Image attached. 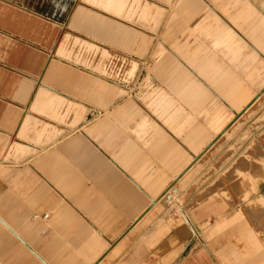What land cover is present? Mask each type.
<instances>
[{"label":"crops","instance_id":"obj_1","mask_svg":"<svg viewBox=\"0 0 264 264\" xmlns=\"http://www.w3.org/2000/svg\"><path fill=\"white\" fill-rule=\"evenodd\" d=\"M180 17L200 59L172 87L159 64L161 112L139 113V63ZM261 69L264 0H0V264H224L234 242L206 235L233 227L202 219L230 210L184 191L260 131L245 116L259 96L239 111L223 98L259 88ZM250 184L240 201L264 186Z\"/></svg>","mask_w":264,"mask_h":264},{"label":"rangeland","instance_id":"obj_2","mask_svg":"<svg viewBox=\"0 0 264 264\" xmlns=\"http://www.w3.org/2000/svg\"><path fill=\"white\" fill-rule=\"evenodd\" d=\"M208 2L210 3V0H208ZM221 14L225 16V10H222ZM189 20L190 18H175V21L178 24H175L173 30H171L169 40H165L164 45H162L161 42L155 43L154 57L153 59H148L147 64L144 62L143 68H141L142 66H140L139 63V73L137 75L138 89L136 90L139 103V113L161 112L160 110L158 111V109L163 107L161 105V98H154V96L151 95L153 89L162 86V76L160 77V75H157V73L154 72L159 64L162 63L163 65L164 63L166 69L170 68V79L166 82H169L172 87V84L178 82L180 76L182 78L181 80H184V62L190 66L191 61L200 59H194L187 55H192L195 47L200 50L201 42L178 40L180 35L190 34V31L188 30L191 26ZM183 21H185L187 25L182 26L179 24ZM210 30L211 27L205 25L201 30L198 29L196 33L199 35H208L211 32ZM202 44H206L207 49H210V41L207 40ZM179 53L181 55L180 59L177 57ZM178 69L181 71L180 74ZM147 70L148 72L146 73ZM166 75L168 74L166 73ZM250 77L252 78L251 75ZM259 77L260 79H263L258 84L259 88L249 90L244 88V84L246 83L237 84L239 89H236V93L241 96L233 99L229 97L223 99L231 104L236 111H239L248 101L259 96L257 102L246 111L245 116H249L250 119L247 126L252 125L254 120L259 119V123L263 124L260 126V131L256 137H252L248 140L250 143L248 149L244 153H241L240 158L235 162L233 169L226 171L222 177L219 176L206 179L203 178L204 174L208 172L205 166L197 173L199 176L193 181L195 185H188L184 191L186 193H198L201 195L202 199H213V201L208 200L191 204H201L203 210L215 209L217 210V213L214 214L217 216L224 213L226 209L230 210V218L227 220L219 217H214L211 220L207 219L206 221L202 219L203 225L209 223L217 224L223 227L222 230L226 227H233L234 232L230 235H206L209 240L215 241H225L227 240L226 236H228V240L234 242L233 249L222 251L223 255L221 256V259L224 264H264V204H262L264 201L260 203L256 202L257 197H264V186L257 194L252 195V199L240 201L242 194L251 191L250 183L252 180L256 179L264 184V72L262 69L259 72ZM166 90L171 93L172 96L177 97V89L174 90L171 88L170 90ZM218 93L223 94L222 91ZM214 100L215 102H218L217 98H214ZM220 109L221 110H218V108L216 109V114L220 113L221 115L223 108L220 106ZM230 116L234 117V115H228L226 113V117ZM220 155L221 153L218 154L216 158ZM221 172L222 171H218L217 173L220 174ZM253 192H255V190Z\"/></svg>","mask_w":264,"mask_h":264},{"label":"bare ground","instance_id":"obj_3","mask_svg":"<svg viewBox=\"0 0 264 264\" xmlns=\"http://www.w3.org/2000/svg\"><path fill=\"white\" fill-rule=\"evenodd\" d=\"M262 204H264V203H262Z\"/></svg>","mask_w":264,"mask_h":264}]
</instances>
